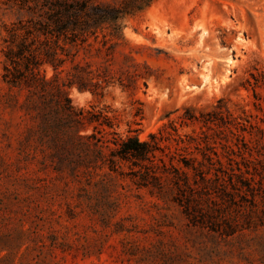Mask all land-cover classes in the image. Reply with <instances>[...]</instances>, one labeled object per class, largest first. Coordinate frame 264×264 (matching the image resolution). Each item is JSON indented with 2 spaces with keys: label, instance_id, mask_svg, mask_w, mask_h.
Wrapping results in <instances>:
<instances>
[{
  "label": "rangeland",
  "instance_id": "1",
  "mask_svg": "<svg viewBox=\"0 0 264 264\" xmlns=\"http://www.w3.org/2000/svg\"><path fill=\"white\" fill-rule=\"evenodd\" d=\"M20 15L0 0V264H264V0H154L123 17L120 39L79 52L97 92L68 95L110 117L105 139L155 133L252 173L244 186L230 171L226 186L180 203L167 181L138 187L94 150L63 146L68 117L55 107H21L3 80L4 37Z\"/></svg>",
  "mask_w": 264,
  "mask_h": 264
},
{
  "label": "trees",
  "instance_id": "2",
  "mask_svg": "<svg viewBox=\"0 0 264 264\" xmlns=\"http://www.w3.org/2000/svg\"><path fill=\"white\" fill-rule=\"evenodd\" d=\"M6 1L22 15L10 25L4 37L3 80L23 96L21 107L27 113L49 115V109L55 107L57 113L68 117L63 146L70 144L73 148L94 150L98 154L96 158L103 160L110 170L130 176L138 187L161 190L167 181L175 190L174 200L178 203L180 196L190 198V202L200 192L218 188L221 181L226 186L230 171L244 186H247L244 180H252L249 171L225 167L214 149L201 152L202 159H199L189 152H180L185 150L183 147L172 149L162 145V137L155 133L148 140H140L137 135H128L119 141L105 139L102 131L106 126H113L110 117L102 111L94 114L72 104L68 95L72 86L92 92H97L98 88L88 72L78 70L80 50H91L97 43L105 46L120 39L123 17L147 8L154 0ZM67 64L75 71L67 70L63 79L61 74ZM47 66L53 69L51 77L46 75ZM107 85L101 86V90ZM182 119L186 122L199 120V117L187 113ZM85 122L93 124L94 130L102 135L80 134ZM179 138L183 142V138ZM53 141L57 144L58 138L54 136ZM108 142H113L115 147H109V153H105ZM126 164L128 171L123 170Z\"/></svg>",
  "mask_w": 264,
  "mask_h": 264
}]
</instances>
